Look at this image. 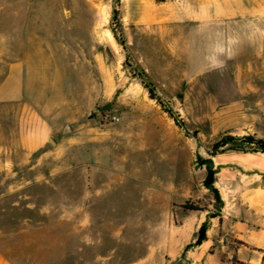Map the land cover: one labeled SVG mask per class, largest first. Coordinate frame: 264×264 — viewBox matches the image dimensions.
Instances as JSON below:
<instances>
[{"label":"rangeland","instance_id":"obj_1","mask_svg":"<svg viewBox=\"0 0 264 264\" xmlns=\"http://www.w3.org/2000/svg\"><path fill=\"white\" fill-rule=\"evenodd\" d=\"M189 15L187 0H0V83L16 64L23 84L19 103L0 105V215L18 229V264H74V225L91 217L100 244L83 241L82 258L95 264L143 256L150 227L164 239L180 215L195 225L200 212L179 208L187 201L217 225L223 204L203 187L206 167L218 192L220 179L264 186V153L248 140L264 141V37L251 23L236 29L239 54L208 63L201 99L185 86ZM169 198L177 220L143 221L144 201Z\"/></svg>","mask_w":264,"mask_h":264},{"label":"crops","instance_id":"obj_2","mask_svg":"<svg viewBox=\"0 0 264 264\" xmlns=\"http://www.w3.org/2000/svg\"><path fill=\"white\" fill-rule=\"evenodd\" d=\"M187 9L190 15L186 18L185 25L189 32L186 33L185 39L187 43L193 44L192 51L188 53H192V56H189L187 61L195 64L190 67L192 69L191 76L185 86L187 91L194 90L202 99L205 94L209 93L210 65L208 58L212 55L213 48L217 44H223L229 51H234L232 48L234 39L237 37L235 30H239L243 23H251L254 27L264 28V0H187ZM177 24L183 25L182 23ZM257 46L259 47L256 51L257 55L264 53V38L258 40ZM238 84L231 82L229 87L233 89L237 87L238 89L235 90L241 94V86ZM22 98V77L17 65L11 64L8 73L0 83V105L19 103ZM173 152L176 153V151ZM258 172L262 173L264 169H260ZM235 186V183L223 182L220 179L218 189L223 207L219 215L220 221L217 218V225L210 223L214 218L209 219L206 213H199V216L192 217L197 220L195 225H189L191 220L189 216L180 215L181 226L176 227L177 230L171 229L164 239L162 238L161 224L157 227H150L152 240L144 244L146 253L126 264H163L162 259L167 262L182 259L185 264H264V186L256 185L242 190H238ZM192 190L193 188L189 187L185 190L190 194L189 197L192 196ZM175 196L178 195L175 194ZM173 201L170 198L161 201L157 199L153 202L151 200L144 201L146 203L144 206L150 213L143 221L160 222L163 215L177 220V216L174 214L177 204H173ZM65 217L60 216V219L64 220ZM3 218L7 217L0 215V264H18V229L14 227L15 225L5 224ZM49 218V215H42V221H48ZM91 218L85 224L76 222L74 225V264H95L98 260L94 257L93 261L86 262L82 258L83 241L90 248L100 244L99 240H94L97 237V231L94 229ZM207 220L209 225L206 240L200 245L188 249L183 256L184 247L195 241L200 226ZM5 221L9 220L5 219ZM186 227L191 228L186 229ZM124 228V226H119L115 232H119L121 237ZM105 232L109 231L105 230ZM109 233L111 237H119L116 233ZM211 247H215L216 254H206ZM109 253L112 254V251ZM102 259L109 262L110 258Z\"/></svg>","mask_w":264,"mask_h":264},{"label":"trees","instance_id":"obj_3","mask_svg":"<svg viewBox=\"0 0 264 264\" xmlns=\"http://www.w3.org/2000/svg\"><path fill=\"white\" fill-rule=\"evenodd\" d=\"M249 140V144H253L255 146V151H260L262 153H264V141L262 140H254L252 138H248ZM203 187L209 191L212 192L213 196H214V200L217 204L222 205V201L220 198V194L217 191V189L214 187V172L209 168L206 167V177L203 180ZM179 208L184 211V212H200L203 213L205 212L204 208H200L198 205L191 203L190 201L185 202L183 205L179 206ZM215 218V215H213ZM217 217V216H216ZM218 221H220V218L218 216ZM206 231H207V223L204 222L196 235L195 241L192 245H188L186 248H191L194 246H198L200 245L202 242H204L206 240Z\"/></svg>","mask_w":264,"mask_h":264},{"label":"clouds","instance_id":"obj_4","mask_svg":"<svg viewBox=\"0 0 264 264\" xmlns=\"http://www.w3.org/2000/svg\"><path fill=\"white\" fill-rule=\"evenodd\" d=\"M254 34L264 37V28L257 26L254 29ZM239 52L229 51L223 44H217L213 50L212 55L209 56V62L212 68H221L224 66L223 62L219 59L220 56L226 55L228 59H233Z\"/></svg>","mask_w":264,"mask_h":264},{"label":"water","instance_id":"obj_5","mask_svg":"<svg viewBox=\"0 0 264 264\" xmlns=\"http://www.w3.org/2000/svg\"><path fill=\"white\" fill-rule=\"evenodd\" d=\"M90 119H91V117H90ZM49 142H50V143H53V141H52V140H49ZM233 144H240V143H239V142H236V143H233ZM215 151H216V150L212 151V153H207V154H210V155H212V154H214V153H215Z\"/></svg>","mask_w":264,"mask_h":264},{"label":"built area","instance_id":"obj_6","mask_svg":"<svg viewBox=\"0 0 264 264\" xmlns=\"http://www.w3.org/2000/svg\"><path fill=\"white\" fill-rule=\"evenodd\" d=\"M119 120L118 119H115V122H118Z\"/></svg>","mask_w":264,"mask_h":264}]
</instances>
